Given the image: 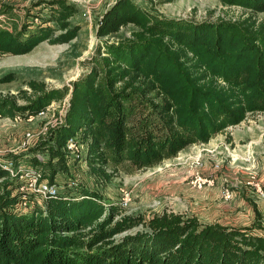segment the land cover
<instances>
[{"label": "trees", "instance_id": "1", "mask_svg": "<svg viewBox=\"0 0 264 264\" xmlns=\"http://www.w3.org/2000/svg\"><path fill=\"white\" fill-rule=\"evenodd\" d=\"M218 1L252 15L195 22L116 0L100 19L97 36L110 38L132 26L130 38L98 46L87 72L70 86L48 89L29 81L17 97L2 98L0 117L15 120L70 96L63 123L29 153L33 169L58 185L71 160L67 142L80 135L87 167L107 182L116 172L131 174L174 159L264 113V21L253 18L264 13V0ZM42 6L46 12L35 17L40 25L32 32L24 24L0 28V55L76 39V5L45 0L34 9ZM20 184L0 165V264H264L258 210L254 226L246 229L202 224L174 212L146 219L84 187L23 210Z\"/></svg>", "mask_w": 264, "mask_h": 264}, {"label": "rangeland", "instance_id": "2", "mask_svg": "<svg viewBox=\"0 0 264 264\" xmlns=\"http://www.w3.org/2000/svg\"><path fill=\"white\" fill-rule=\"evenodd\" d=\"M40 1L45 0H2L0 28L13 29L24 24L28 32L35 30L40 25L35 17L45 14V6L34 9ZM66 1L78 8L71 20L73 27H79L78 36L65 44L42 42L25 55H0V100L28 90L29 81L44 83L48 89L70 86L87 72V62L98 46L130 38L132 26L110 38L97 36L100 19L116 0ZM133 1L168 18L195 22L243 21L252 15L239 7H225L218 0ZM7 8L6 13L3 9ZM253 18L264 21V13ZM18 103L23 104L21 100ZM60 104L53 102L43 116H18L17 120L0 117V161L12 158L17 169L33 168L29 153L57 124ZM28 134H32V140L28 141ZM37 156L44 158L41 153ZM67 164L68 172L58 176L59 194L84 187L99 192L108 204L130 215L150 219L163 212H174L195 217L202 224L237 229L252 228L258 210L262 229L256 233L264 235V113L249 115L209 143L189 146L174 159L131 174L116 172L107 182L97 179L81 162L68 160ZM70 181L78 186L69 187ZM124 198L130 199L127 207L121 206Z\"/></svg>", "mask_w": 264, "mask_h": 264}, {"label": "built area", "instance_id": "3", "mask_svg": "<svg viewBox=\"0 0 264 264\" xmlns=\"http://www.w3.org/2000/svg\"><path fill=\"white\" fill-rule=\"evenodd\" d=\"M69 102L70 96H67L64 100L57 102L61 103L60 105L62 106L61 115L59 118L57 117V124L54 127L50 128V130L56 129L63 123L64 117L66 116V113L70 106ZM45 113H47L46 110L39 113V115L43 116ZM18 118L19 117H17L15 120H17ZM31 135L32 134H28V137H30L28 138V141L32 140ZM66 151L71 160L81 162L85 166H87V145L83 142L80 135L71 137L68 140ZM0 165L3 169L9 171L12 176H18L20 180H22L23 184L20 188V191L23 194V197L20 201L19 206L23 210H30L36 203L41 204L48 197L56 196L57 194H59V186L57 184H49L48 180L43 179L42 173L33 168L17 169L12 158L0 161ZM226 194L229 195V192L227 190ZM129 201V198H124L121 206L127 207L129 205Z\"/></svg>", "mask_w": 264, "mask_h": 264}, {"label": "crops", "instance_id": "4", "mask_svg": "<svg viewBox=\"0 0 264 264\" xmlns=\"http://www.w3.org/2000/svg\"><path fill=\"white\" fill-rule=\"evenodd\" d=\"M2 2V1H1ZM1 2H0V10L2 9V4H1ZM36 9V8H35ZM9 10V9H8ZM7 10V11H8ZM3 11H4V9H3ZM7 11H6V13H7ZM44 13L46 12V10L45 11H43Z\"/></svg>", "mask_w": 264, "mask_h": 264}]
</instances>
